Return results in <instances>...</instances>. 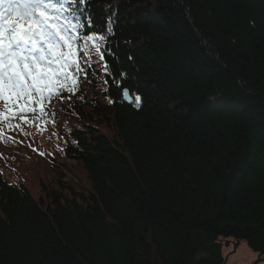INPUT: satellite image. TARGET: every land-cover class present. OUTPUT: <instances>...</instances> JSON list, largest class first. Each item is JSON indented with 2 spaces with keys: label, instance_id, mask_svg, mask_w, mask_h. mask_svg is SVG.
<instances>
[{
  "label": "trees",
  "instance_id": "16d2710c",
  "mask_svg": "<svg viewBox=\"0 0 264 264\" xmlns=\"http://www.w3.org/2000/svg\"><path fill=\"white\" fill-rule=\"evenodd\" d=\"M66 7L104 35L113 22L118 57L104 76L93 52L53 96L74 125L52 164H80L88 189L34 198L0 175V264H221L230 238L264 254V0Z\"/></svg>",
  "mask_w": 264,
  "mask_h": 264
},
{
  "label": "snow or ice",
  "instance_id": "6c2138e0",
  "mask_svg": "<svg viewBox=\"0 0 264 264\" xmlns=\"http://www.w3.org/2000/svg\"><path fill=\"white\" fill-rule=\"evenodd\" d=\"M69 2L75 4L77 0H0V100L6 104L19 109L22 103H29L31 108L34 101L28 97L42 94V87L66 85L69 80L72 83L67 90L74 91L80 75L88 77L93 52L97 57L96 71L112 75L105 55L118 59L108 39L115 35L113 22L107 23V35L95 32L92 17L84 14L83 7L79 15H66L71 12L66 7ZM78 3L84 5L85 0ZM86 30L88 34L84 35ZM80 52L84 53L83 59ZM107 83L105 79L104 84ZM113 83L120 87L118 79H113ZM63 90V86L57 88ZM54 94L49 91L42 99H51ZM123 96L131 103L127 89ZM135 99L139 107L140 97Z\"/></svg>",
  "mask_w": 264,
  "mask_h": 264
},
{
  "label": "rangeland",
  "instance_id": "374dc122",
  "mask_svg": "<svg viewBox=\"0 0 264 264\" xmlns=\"http://www.w3.org/2000/svg\"><path fill=\"white\" fill-rule=\"evenodd\" d=\"M66 85L42 87V94L38 92L28 97L30 102L34 101L31 108L29 103H22L17 109L0 100L3 102L0 103V113H3L0 116V175L9 185L24 186L34 198L43 197L42 188L62 189V192H66L67 187L88 189V179L80 164L61 157H57L54 164L51 161L55 156L57 132L74 123L68 118L55 117L54 110L62 104L58 100L42 99V96L47 97L49 91ZM13 115L14 119L7 118ZM8 153L11 158L3 162L2 155ZM220 241L224 257L221 264H264V254L251 251L245 241L237 242L231 238Z\"/></svg>",
  "mask_w": 264,
  "mask_h": 264
},
{
  "label": "water",
  "instance_id": "95a60500",
  "mask_svg": "<svg viewBox=\"0 0 264 264\" xmlns=\"http://www.w3.org/2000/svg\"><path fill=\"white\" fill-rule=\"evenodd\" d=\"M129 97H130V95H129ZM127 103H130L128 100H126V99H124Z\"/></svg>",
  "mask_w": 264,
  "mask_h": 264
}]
</instances>
